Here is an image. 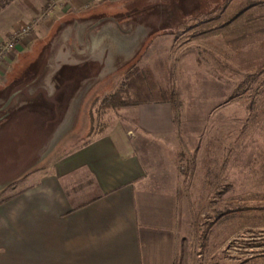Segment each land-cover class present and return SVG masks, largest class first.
Here are the masks:
<instances>
[{
    "label": "rangeland",
    "instance_id": "rangeland-1",
    "mask_svg": "<svg viewBox=\"0 0 264 264\" xmlns=\"http://www.w3.org/2000/svg\"><path fill=\"white\" fill-rule=\"evenodd\" d=\"M61 1L22 20L40 19L36 37L48 36L21 76L31 79L43 65L52 70L57 51L70 52L66 59L80 65L55 80L72 88L71 122L37 163L0 185V199L117 123L119 110L136 104L111 109L102 101L126 83L127 100L168 96L174 106V134L138 143L154 175L180 198L177 264H264V0L252 9L257 19L227 24L257 0L227 11L223 4L232 0H95L103 5L59 18ZM213 2L221 4L206 9ZM96 53L98 61L85 64ZM134 69L146 79L127 78ZM0 97L2 103L6 93Z\"/></svg>",
    "mask_w": 264,
    "mask_h": 264
},
{
    "label": "crops",
    "instance_id": "crops-1",
    "mask_svg": "<svg viewBox=\"0 0 264 264\" xmlns=\"http://www.w3.org/2000/svg\"><path fill=\"white\" fill-rule=\"evenodd\" d=\"M49 1L0 0V41L7 40L22 20L40 14ZM243 1L224 0L223 8L231 10ZM260 1L241 5V11L230 15L224 24L236 18H246V23L257 19L253 12L263 5ZM61 3L55 13L59 18L103 5L95 0ZM220 4L213 2L206 9L216 10ZM216 17L208 21L215 22ZM46 31L49 34L50 28ZM47 36L18 44L1 64L0 96L6 93V97L0 102V112L9 100L17 103L20 94H27L29 85L38 81L44 71L59 83L55 77L65 72L60 63L62 54L70 55L66 49L54 54L52 70L43 65L31 79L22 80L21 74L36 61ZM104 36L107 35L102 33L100 40ZM49 79L44 74L41 82ZM29 80L33 81L21 86ZM61 85L71 88L64 82L57 86ZM36 112L53 122L56 137L71 122L69 114L57 124L48 113L35 107L33 111L17 112L0 133L19 117L32 121L40 115ZM119 113L122 121L40 168L21 183L17 192L0 199V264H177L180 198L170 188L171 183L154 175L153 165L138 143L140 138L174 134V106L170 101L146 102L121 108Z\"/></svg>",
    "mask_w": 264,
    "mask_h": 264
},
{
    "label": "water",
    "instance_id": "water-1",
    "mask_svg": "<svg viewBox=\"0 0 264 264\" xmlns=\"http://www.w3.org/2000/svg\"><path fill=\"white\" fill-rule=\"evenodd\" d=\"M33 80L21 86H27ZM9 101L3 108L10 103ZM36 114L40 115L32 121L19 117L0 133V184L23 172L39 160L52 145L57 129L52 125V121L42 116L43 114L40 112Z\"/></svg>",
    "mask_w": 264,
    "mask_h": 264
},
{
    "label": "flooded vegetation",
    "instance_id": "flooded-vegetation-1",
    "mask_svg": "<svg viewBox=\"0 0 264 264\" xmlns=\"http://www.w3.org/2000/svg\"><path fill=\"white\" fill-rule=\"evenodd\" d=\"M75 51V50H74ZM62 61L60 64L62 65V69L65 70L68 66L76 67L80 64L76 62H71V60L66 59L67 56L62 54ZM98 61V54H94L85 64L96 63ZM102 62V61H101ZM62 73V72H61ZM60 73V74H61ZM44 74L46 75L45 71ZM42 77L29 85L28 93L20 94L17 98V103L10 102L7 107L3 108V111L0 112L1 126L0 129H4L11 122V119L17 112L21 110L33 111L35 107L41 109L48 113L49 117L54 120L57 124L60 123L61 120L64 121L66 117L70 114L72 110L73 104V91L72 88L67 89V87H58L56 83H54L52 78H48L49 80L45 82H41ZM62 121V122H63Z\"/></svg>",
    "mask_w": 264,
    "mask_h": 264
},
{
    "label": "built area",
    "instance_id": "built-area-1",
    "mask_svg": "<svg viewBox=\"0 0 264 264\" xmlns=\"http://www.w3.org/2000/svg\"><path fill=\"white\" fill-rule=\"evenodd\" d=\"M105 1V0H98ZM53 9L47 11L46 17L52 14ZM46 13V12H45ZM40 19L29 20L28 22L20 23L19 26L11 33L9 38L0 43V67L3 61L12 53L18 44L25 43L27 39L36 37L38 34Z\"/></svg>",
    "mask_w": 264,
    "mask_h": 264
},
{
    "label": "trees",
    "instance_id": "trees-1",
    "mask_svg": "<svg viewBox=\"0 0 264 264\" xmlns=\"http://www.w3.org/2000/svg\"><path fill=\"white\" fill-rule=\"evenodd\" d=\"M142 73L143 74L139 73L137 70L134 69L133 72L131 71L128 74L127 78L134 80L136 79L135 77L140 78L141 76H143L146 79L147 74L145 72H142ZM128 86L129 85L125 83V85L123 86L121 90H119L113 95L106 96L102 101V105L105 108H111V109H117V108H121V107L128 106V105H134V104L138 105L139 102L136 103V102H133V101H130L124 98V94L127 93ZM150 94L153 95L152 91H150ZM162 96H165V93H163ZM162 101H171V100L169 99L168 96H165L163 97Z\"/></svg>",
    "mask_w": 264,
    "mask_h": 264
}]
</instances>
